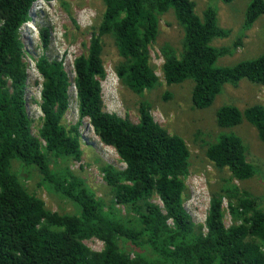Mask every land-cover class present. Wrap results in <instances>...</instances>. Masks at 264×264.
I'll return each mask as SVG.
<instances>
[{
	"label": "trees",
	"instance_id": "16d2710c",
	"mask_svg": "<svg viewBox=\"0 0 264 264\" xmlns=\"http://www.w3.org/2000/svg\"><path fill=\"white\" fill-rule=\"evenodd\" d=\"M38 1L0 0V264H264L262 201L236 183L251 181L261 172L248 160L242 137L232 131L247 120L264 143V105L244 109L223 105L217 110L216 126L222 133L206 144L205 156L219 172L230 175L216 186L210 184L205 224L196 225L184 207L190 197L186 181L191 167L186 140L157 123L148 102H141L138 123L108 113L102 87L107 75L105 37L112 38L117 48L115 72L123 85L142 96L160 86L151 49L160 33V19L169 11L183 27L184 39L181 51L168 43L160 48L162 75L167 85L193 81V109L209 108L222 93L231 97L226 85L236 89L245 80L264 86V55L233 67H217L218 59L237 50L241 39L230 47L211 45L215 38L230 35L220 27L215 7L206 9L201 17L193 0H102L99 23L91 26L85 52L73 61V79L64 56L51 59L43 54L36 61L42 79L37 82L41 84L42 115L35 135V120L28 110L29 64L21 31ZM262 15L264 0H254L243 29L248 31ZM40 31L47 49L50 30L44 27ZM73 84L79 120L69 124ZM165 99H170L168 93ZM84 120L125 165L117 168L101 163L111 194L109 203L70 168L73 161L83 160ZM21 167L42 180L38 187L45 185L59 193L76 212L49 209L22 179ZM224 200L232 217L229 227ZM92 239L104 243L103 249L89 248L85 242ZM123 243L150 250L153 256L131 253Z\"/></svg>",
	"mask_w": 264,
	"mask_h": 264
},
{
	"label": "rangeland",
	"instance_id": "374dc122",
	"mask_svg": "<svg viewBox=\"0 0 264 264\" xmlns=\"http://www.w3.org/2000/svg\"><path fill=\"white\" fill-rule=\"evenodd\" d=\"M193 1L196 3L195 12L201 17L209 7L217 8L220 27L230 31V35L226 38H215L211 43L213 47H230L235 41L241 39V45L237 50L218 59L217 67H233L240 62L251 61L264 55V15L248 31L243 29L246 12L254 0H232L229 4L222 0ZM103 11L102 0H39L34 5L30 15L32 17L21 32L26 44V61L29 64L28 110L35 120L32 127L35 135L38 133L42 115L39 107L41 84L37 83L42 79L36 70V61L43 54L51 59H61L64 56L66 69L73 78V61L85 52L84 44L88 45L91 37L90 28L95 23H99L98 20ZM74 20L79 29L75 27ZM44 27L50 30V43L47 49L41 39L40 28ZM183 39L184 29L178 23L173 11L162 15L160 33L151 49V63L161 78V84L154 89L146 90L142 96L133 93L119 80L115 72V65L119 61L117 48L112 38L105 37L103 59L107 75L102 81L103 97L108 113H115L122 118L128 117L134 123L140 120L141 102H148L152 106L155 121L171 134L180 135L186 140L191 149V167L186 181L190 197L184 202V207L196 225H204L210 209V184L216 186L222 178H228L230 175L228 171L219 172L205 156L206 144L217 140L222 133L216 126V112L223 105H236L241 109L259 103L264 105V86H253L254 84L250 85L245 80L241 81L236 89L226 85L224 89L231 97L222 93L209 108L193 109L191 102L193 81L187 80L182 84L167 85L161 69L164 63L160 50L162 45L168 43L181 51ZM166 93L170 95V99L164 101ZM70 95L71 105L67 120L69 124H76L79 120V109L73 87L70 89ZM232 131L242 137L248 148V160L261 172V176L251 181L236 183L260 199L262 201L260 207L264 209V143L260 141L256 128L247 120ZM81 132L83 160L82 162L73 161L70 168L81 174L97 196L109 203L111 194L106 189L100 171L101 163L103 161L117 168H125V165L120 162L113 148L101 143L88 120L83 121ZM20 175L22 179H25L29 189L45 200L49 209L62 213L76 212V207L59 193H52L45 185L38 187V183L42 180L33 175L30 176L31 174L23 167L20 168ZM227 205V201L224 200L225 223L229 227L232 224V217L227 210ZM116 208L119 209L121 206ZM105 210L109 211L110 208L106 206ZM85 243L94 251H100L104 247V243L97 239L88 240ZM122 245L131 253L153 256L150 250L135 248L129 243Z\"/></svg>",
	"mask_w": 264,
	"mask_h": 264
},
{
	"label": "clouds",
	"instance_id": "9594fccd",
	"mask_svg": "<svg viewBox=\"0 0 264 264\" xmlns=\"http://www.w3.org/2000/svg\"><path fill=\"white\" fill-rule=\"evenodd\" d=\"M73 78H74V77H73ZM73 78H72V79H73ZM72 87L74 88V92L76 93V86L73 84ZM72 87H71V88H72ZM71 88H70V89H71ZM76 96H77V93H76ZM70 99H71V95H70ZM99 140H100V139H99ZM101 143H102V142H101ZM102 144H103V143H102Z\"/></svg>",
	"mask_w": 264,
	"mask_h": 264
},
{
	"label": "built area",
	"instance_id": "2783aa9c",
	"mask_svg": "<svg viewBox=\"0 0 264 264\" xmlns=\"http://www.w3.org/2000/svg\"><path fill=\"white\" fill-rule=\"evenodd\" d=\"M74 76H75V74H74Z\"/></svg>",
	"mask_w": 264,
	"mask_h": 264
}]
</instances>
